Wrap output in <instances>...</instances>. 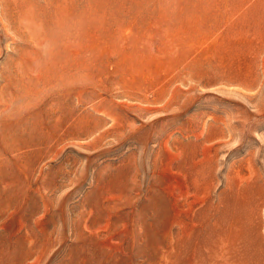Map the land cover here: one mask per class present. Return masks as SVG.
I'll use <instances>...</instances> for the list:
<instances>
[{
    "label": "rangeland",
    "instance_id": "obj_1",
    "mask_svg": "<svg viewBox=\"0 0 264 264\" xmlns=\"http://www.w3.org/2000/svg\"><path fill=\"white\" fill-rule=\"evenodd\" d=\"M263 162L264 0H0V264H264Z\"/></svg>",
    "mask_w": 264,
    "mask_h": 264
},
{
    "label": "bare ground",
    "instance_id": "obj_2",
    "mask_svg": "<svg viewBox=\"0 0 264 264\" xmlns=\"http://www.w3.org/2000/svg\"><path fill=\"white\" fill-rule=\"evenodd\" d=\"M249 167L253 168V159L249 160ZM251 163V164H250ZM253 173L247 178L236 174L233 170L230 173L228 180L230 179L231 183L234 184L239 180L241 186L245 189H249L247 198L249 203L253 206L254 211H258L264 204V162L263 169L259 171H252ZM241 173V172H240Z\"/></svg>",
    "mask_w": 264,
    "mask_h": 264
}]
</instances>
